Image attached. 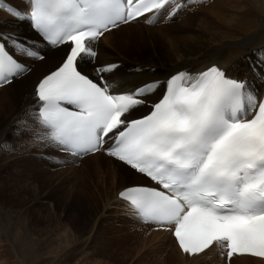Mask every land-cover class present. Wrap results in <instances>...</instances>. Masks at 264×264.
I'll return each mask as SVG.
<instances>
[{
	"label": "snow or ice",
	"instance_id": "snow-or-ice-1",
	"mask_svg": "<svg viewBox=\"0 0 264 264\" xmlns=\"http://www.w3.org/2000/svg\"><path fill=\"white\" fill-rule=\"evenodd\" d=\"M202 2L22 0L20 7L0 0V9L33 33L26 38L0 28V87L55 53L33 82L16 135L72 160L103 151L122 171L146 177L123 187L117 199L136 222L171 233L186 254L219 245L229 258L264 257V98L248 76L264 88V56L244 78L213 63L130 80L118 75L119 64L101 63L96 50L122 25L153 24L165 12L173 19ZM142 108L146 114L137 115Z\"/></svg>",
	"mask_w": 264,
	"mask_h": 264
},
{
	"label": "rangeland",
	"instance_id": "rangeland-1",
	"mask_svg": "<svg viewBox=\"0 0 264 264\" xmlns=\"http://www.w3.org/2000/svg\"><path fill=\"white\" fill-rule=\"evenodd\" d=\"M252 2L255 1L246 0L247 4L254 7ZM214 4L212 1L207 7L213 13L218 11L220 3ZM257 5L259 9H264L260 7L261 4ZM200 12L198 8L184 9L173 19L167 20L164 19L167 15L165 12L159 18L160 21L153 23L156 26L150 34H137L135 40L141 44L131 50L143 55L183 42H199L200 46L213 42L217 46L223 41L225 43L221 34L222 25L215 21L213 13L204 10ZM251 18L253 20L254 17ZM141 24L144 21L138 22V25ZM123 31L126 30H117L116 34ZM142 36L145 38L141 42ZM127 52L130 53L129 47ZM51 60L50 58L47 63L40 62L34 70L33 64L31 77L28 74L23 81H15L0 94L5 91L19 93L24 85L27 90H32L33 82L46 71L36 76L35 72ZM21 82L24 83L23 86H19ZM9 98L13 102L16 100L12 95ZM4 115L5 109L4 112L0 110V119ZM10 135L11 133L10 139L0 147V264H167L170 245L165 246L164 257L160 262L151 260L144 256L145 250L140 248L147 241L144 232L130 239L126 234V229L130 227L123 225L122 218L114 214L103 215L97 188L93 187L95 177L92 174L94 168L90 167L93 166L92 162L84 159L76 160L74 166L71 163L59 165L56 159H51L50 150L37 151L43 153L38 156L23 148L17 150ZM5 145L11 147L5 148ZM99 154L101 156L98 162L107 165L109 161L102 158L105 153ZM84 161L88 162L87 167L85 164L81 167ZM119 182L121 181L118 179L117 183ZM130 183L133 181L128 182ZM119 184L118 188L126 183ZM23 238L30 245L31 252L33 251L31 258L24 254Z\"/></svg>",
	"mask_w": 264,
	"mask_h": 264
},
{
	"label": "bare ground",
	"instance_id": "bare-ground-1",
	"mask_svg": "<svg viewBox=\"0 0 264 264\" xmlns=\"http://www.w3.org/2000/svg\"><path fill=\"white\" fill-rule=\"evenodd\" d=\"M212 1L215 3L214 5L220 3L218 5V11L214 13L212 10L207 9ZM254 1L255 2L252 3L255 8L250 6V4H247L246 0H203L202 3L194 5L190 4L189 7L186 8V10L198 8L199 12L204 10V12L213 13L212 15L214 16V19H216L215 21L222 25V39L226 40L225 43L224 41L221 44L219 43V46L214 42L203 44L202 46H200L201 43L199 42L196 44L183 42L174 44V46L170 48L165 47V49L163 48L164 50L159 48L155 51L139 55L137 52L132 51L136 49V46L138 47L141 44L135 40L137 39V34H150V31L156 26V24H147L143 19H140L137 22L120 26L118 29L126 31L116 34L117 30H113L106 33L104 37L101 38L98 42L99 44L96 45V50L99 54V61L101 63L112 62L119 64L120 72L118 75H122L130 80L148 79L152 77L161 78L168 71L180 67H188L194 71H200L207 66H211L213 63L218 64L222 68H226L233 76L240 75L241 78H244L245 74L248 72L249 64L253 61H258L264 56V9H259V6L257 5L259 3L262 5L260 7H264V0ZM5 3H11L14 6L18 5L23 7L22 0H5ZM224 10L226 13H224ZM200 13L202 14V12ZM251 17H257V19L255 20L253 18L252 20ZM141 21H144V24H141L140 26L138 25V22ZM0 28L20 32L26 38L33 36L32 30L27 22L20 23L11 19L3 9H0ZM144 38L145 36L140 38L141 42ZM195 39H197L196 36ZM127 47H129L130 53L127 52ZM121 52H123V54ZM124 52H127V54H124ZM49 55L52 59L51 62L42 68H38L35 72V76L40 72L48 70L52 66L56 54L50 53ZM39 64L41 63H34L33 70ZM137 67H151L158 69V71L155 73L151 71L136 73L134 69ZM248 76L253 85L259 88L261 97L264 93V88L259 87V82L253 80L250 73H248ZM24 79H22V81ZM23 85L24 83L21 82L19 86ZM6 88L8 87H0V92H3ZM21 89L22 90L19 89L21 91L19 93H16V91L7 93L5 91L0 94V110L4 112L5 109V115L0 119V147H2L4 142L8 140L9 133H11L10 136H12V141L17 146V150L20 151L23 148L25 151H32L34 156L42 155L43 153L37 151L50 149L43 146L41 149V146H33L31 143H27L26 141L28 137L26 134L19 136L16 135L18 122L26 118L25 109L28 108L33 100L31 89L30 91L27 90L26 85ZM10 95L16 99L15 102L9 98ZM146 112L147 109L142 108L137 115H140L141 113L146 114ZM8 154L6 153V155ZM51 154V159L54 161L56 159L57 164L59 165L66 164L63 162L65 159L70 160L71 162L68 163H71L73 166L75 165L74 162L76 160L85 159L86 161L88 160V162H92L93 166L90 167L94 168L92 174L95 177L93 187L95 186L97 188L96 193L98 199L101 200V210L103 211V215L114 214V216L117 215V217L122 218L124 222L123 225L130 227L126 229L127 237H130V239L138 233L144 232L143 235L147 236V241L140 245L143 246V248H140L145 250L143 253L144 256L146 255V257H149L151 260L154 259L160 262L164 257L165 246L168 247L170 245L169 248L171 250L168 253L167 264H226L224 258L221 256L222 249L219 245H213L208 250L190 257L187 254L180 252L175 239L171 237V233L168 231L161 228H155L152 224L144 225L131 218V213L126 206L127 202L117 199L118 193L125 186H130L133 183H140L147 179L139 174L122 171L118 162L108 155H102V158L109 161V163L107 162V165H104L98 162L100 158L99 156H101L99 153L85 155L82 158L79 157L74 160L70 157H66L62 153H54L51 151ZM12 161L15 162V160ZM86 161H84L85 163H81V167L88 163ZM87 166L88 165H86V167ZM13 167L15 168V166ZM118 179L121 181L119 183L122 184H125L126 181H133V183L125 184L118 188L117 185H121L117 183ZM119 226L121 227V225ZM23 243L24 254H26L28 258H31L33 256V251L31 252L30 245L25 238H23ZM138 250L140 249L138 248ZM136 254L137 253H135V255ZM230 264H264V259L245 255H241L240 257L234 256L230 259Z\"/></svg>",
	"mask_w": 264,
	"mask_h": 264
}]
</instances>
